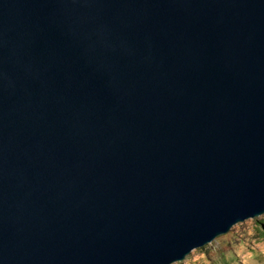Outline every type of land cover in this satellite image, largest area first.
<instances>
[{
    "label": "water",
    "instance_id": "water-1",
    "mask_svg": "<svg viewBox=\"0 0 264 264\" xmlns=\"http://www.w3.org/2000/svg\"><path fill=\"white\" fill-rule=\"evenodd\" d=\"M264 214V0H0V264H173Z\"/></svg>",
    "mask_w": 264,
    "mask_h": 264
},
{
    "label": "rangeland",
    "instance_id": "rangeland-1",
    "mask_svg": "<svg viewBox=\"0 0 264 264\" xmlns=\"http://www.w3.org/2000/svg\"><path fill=\"white\" fill-rule=\"evenodd\" d=\"M173 264H264V214L234 225Z\"/></svg>",
    "mask_w": 264,
    "mask_h": 264
}]
</instances>
